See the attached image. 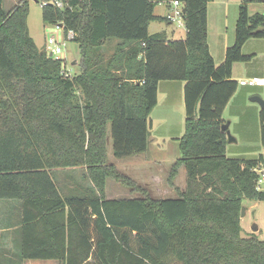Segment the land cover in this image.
Masks as SVG:
<instances>
[{
    "label": "trees",
    "instance_id": "obj_1",
    "mask_svg": "<svg viewBox=\"0 0 264 264\" xmlns=\"http://www.w3.org/2000/svg\"><path fill=\"white\" fill-rule=\"evenodd\" d=\"M65 1L42 6V18L75 31L81 59L72 75L31 37L28 0L8 10L0 0V200L22 206L10 263L264 264V239L242 236L240 225L242 200L264 199L254 170L264 169V156H227L221 130L238 85L232 64L250 58L242 52L248 38L264 37V15L247 10L255 0L239 4L218 64L206 41L210 0H178L182 39L148 31L153 20L169 21L154 7L171 0ZM160 80L184 81V132L167 181L183 165L185 187L154 198L117 171L108 145L117 158L146 151ZM259 117L264 142V108ZM71 167H82L92 188L63 194L53 170ZM110 177L142 196L106 198Z\"/></svg>",
    "mask_w": 264,
    "mask_h": 264
},
{
    "label": "rangeland",
    "instance_id": "obj_2",
    "mask_svg": "<svg viewBox=\"0 0 264 264\" xmlns=\"http://www.w3.org/2000/svg\"><path fill=\"white\" fill-rule=\"evenodd\" d=\"M41 0H28L29 10L27 15V25L31 37H33L36 45L43 49L46 39L53 32V27L45 23L42 18ZM243 0H210L207 5V44L209 51L214 58L216 64L222 60L224 49L227 45H231L234 40V27L238 16V7ZM15 0H3L4 10H8ZM172 3L169 1H161L156 3L154 14L166 17L171 14ZM249 14L256 12L264 15V0L250 1L247 4ZM149 33L165 31L170 39H182L185 37V27L177 20L168 21L166 19L153 20L148 25ZM264 37H250L243 46L242 52L250 54L247 60L234 61L232 68L235 70L234 79L246 76V72H255L264 75V52L262 51ZM65 45H62V54L67 68L80 63L81 54L78 43L73 39H65ZM113 44V43H112ZM111 44V45H112ZM75 64V65H74ZM75 73V72H74ZM73 74V71H72ZM258 95L264 100V88L261 86L237 85V89L233 96L226 104L222 118L228 122V130L232 137L236 139L233 142H226L225 154L231 157L240 158H256L259 154L264 156V142L261 137L260 123V104L250 99L251 96ZM161 109V108H159ZM184 110L179 111L173 116L170 128L167 130L162 126V122L154 116L153 125L149 128L151 135L158 137V145L152 152L153 158L160 163L156 167L160 169L159 175L161 181L165 182V175L168 173L171 164L169 161H175L179 156L178 143L175 137H180L184 132ZM109 159V158H108ZM117 171L133 180L129 175V171L120 164L115 162ZM166 167V171L162 169ZM126 170V171H125ZM128 171V172H127ZM158 172V171H157ZM127 173V174H126ZM55 176V170H53ZM179 179V177H178ZM108 181L118 185H122L120 181L111 178ZM135 181V180H133ZM180 183V181H179ZM264 190V182L261 185ZM131 188V187H128ZM126 191L123 196H126ZM176 195V193H175ZM162 197L174 196L172 193H163ZM157 198V196H152ZM245 208L244 215L240 216L241 235H254L259 239H264V199L242 200ZM241 214V213H240ZM253 225L257 226V230L253 231Z\"/></svg>",
    "mask_w": 264,
    "mask_h": 264
},
{
    "label": "crops",
    "instance_id": "obj_3",
    "mask_svg": "<svg viewBox=\"0 0 264 264\" xmlns=\"http://www.w3.org/2000/svg\"><path fill=\"white\" fill-rule=\"evenodd\" d=\"M18 1L19 0H15L13 5ZM262 51L264 52V40ZM71 70L73 73L78 72L80 70V63L71 67ZM234 72L235 70L232 68V77H234ZM253 76L264 77V75L261 76V74H256L255 72H246V76L244 77ZM183 86V80H160L158 82L157 103L150 113V127H152L153 119L155 117L162 122L161 125L165 126V129L168 130L170 128L173 116L180 110H184ZM150 132L148 135V146L145 152L128 157L117 158L112 155L110 145H108V160L114 164L115 162H120V164L129 171V173L126 174L135 180L138 185L144 187L151 196L165 198L158 195L173 192L174 196L167 197H176L177 194L175 195V188L183 190L185 187V168L183 165L179 166L178 173L173 179V185H170L167 181L168 173L165 175L164 183L160 180L161 176L159 175V172L161 170L156 167L157 165H160V163L152 156L153 149L158 145V137L151 135ZM167 163V165H169L173 163V161ZM166 169L168 170V168L164 167L162 170L166 171ZM107 179L110 180V178ZM54 180L63 194L80 193L93 186L90 178L84 174V169L82 167L57 168L55 169ZM125 191L127 195L123 196ZM105 196L106 198H135L141 197L142 193L116 183L112 185V182L108 181V185H105ZM21 217L22 206L19 201L0 200V264H12L10 262L16 259L17 250L22 238L20 230ZM22 264H59V262L56 259H25Z\"/></svg>",
    "mask_w": 264,
    "mask_h": 264
},
{
    "label": "built area",
    "instance_id": "obj_4",
    "mask_svg": "<svg viewBox=\"0 0 264 264\" xmlns=\"http://www.w3.org/2000/svg\"><path fill=\"white\" fill-rule=\"evenodd\" d=\"M172 3L171 6V14L167 16L169 21L177 20L180 24H183L182 19V2L178 0H171L169 1ZM41 6L52 4L56 7L62 8L65 6L66 1L65 0H41L40 1ZM53 27V32L51 35H49L46 39V42L44 44V50L46 53L50 54L54 58L61 59L62 64L64 65V74L65 75H72L71 67L67 68V65L65 63V58L61 56L62 54V45H65L64 40L65 39H73L75 36V31L72 29L65 30V25L63 22H56L49 24ZM184 25V24H183ZM238 84L240 85H249V86H256L261 85L264 87V77H247V78H240L237 80ZM254 170L257 172L258 177L256 179V188L259 190H262V183L264 182V169L260 166H257L254 168Z\"/></svg>",
    "mask_w": 264,
    "mask_h": 264
},
{
    "label": "water",
    "instance_id": "obj_5",
    "mask_svg": "<svg viewBox=\"0 0 264 264\" xmlns=\"http://www.w3.org/2000/svg\"><path fill=\"white\" fill-rule=\"evenodd\" d=\"M42 52H43V50H40V53H42ZM49 55L51 56V53H50ZM250 99H251L252 101H256V102H258V103L260 104L261 108H264V100H263L260 96H258V95H253V96L250 97ZM228 124H229V123L225 121V122L222 123V125H221V130L225 131V133H226V142H233V141H236V139H235L234 137L231 136V134H230V132H229V130H228ZM244 210H245V208L242 206V207H241V214H240V216H243V215H244ZM251 229H252L253 231H256V230H257V226H256V225H253Z\"/></svg>",
    "mask_w": 264,
    "mask_h": 264
}]
</instances>
